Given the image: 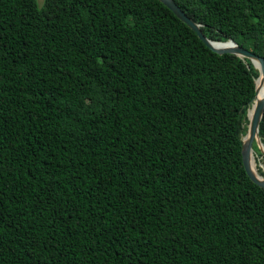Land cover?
Listing matches in <instances>:
<instances>
[{"label":"trees","instance_id":"trees-1","mask_svg":"<svg viewBox=\"0 0 264 264\" xmlns=\"http://www.w3.org/2000/svg\"><path fill=\"white\" fill-rule=\"evenodd\" d=\"M174 1L264 56V0ZM258 74L160 0H0V264H264Z\"/></svg>","mask_w":264,"mask_h":264},{"label":"water","instance_id":"water-1","mask_svg":"<svg viewBox=\"0 0 264 264\" xmlns=\"http://www.w3.org/2000/svg\"><path fill=\"white\" fill-rule=\"evenodd\" d=\"M166 7H168L181 21L189 26L201 39L207 47L218 54L230 53L242 59H249L259 74L255 79L254 96L250 103L253 108L252 114L249 116V109L247 110V131L242 137L241 156L244 169L248 177L259 187L264 188V176L256 171L252 166V152L254 151V144L259 149L262 156H264V144L259 136V123L264 112V93L257 97L260 84H264V56L247 49L236 43L233 39L226 41H214L207 38L200 28V24L194 22L177 4L174 0H160ZM217 44V45H216ZM250 106V107H251ZM262 168L263 165H260ZM264 170V168H263Z\"/></svg>","mask_w":264,"mask_h":264},{"label":"bare ground","instance_id":"bare-ground-1","mask_svg":"<svg viewBox=\"0 0 264 264\" xmlns=\"http://www.w3.org/2000/svg\"><path fill=\"white\" fill-rule=\"evenodd\" d=\"M217 45V44H216ZM250 65V64H249ZM257 74V73H256ZM263 93H264V84H260L259 85V89H258V93H257V97H260V96H262L263 95ZM252 112H253V108H252V106L249 108V111H248V113H249V116L252 114ZM246 125V124H245ZM255 150V149H254ZM258 154V153H257ZM257 155H256V153H255V151H253L252 152V156H251V159H252V166H253V168L256 170V171H258V167L260 166V165H262V163L261 162H259V160H257Z\"/></svg>","mask_w":264,"mask_h":264},{"label":"rangeland","instance_id":"rangeland-1","mask_svg":"<svg viewBox=\"0 0 264 264\" xmlns=\"http://www.w3.org/2000/svg\"><path fill=\"white\" fill-rule=\"evenodd\" d=\"M44 0H37L38 6H41L43 4ZM255 153L257 154V152L255 151ZM260 167V166H259Z\"/></svg>","mask_w":264,"mask_h":264}]
</instances>
